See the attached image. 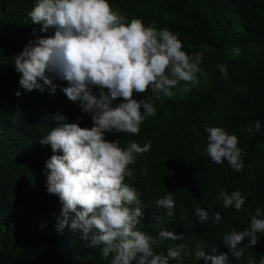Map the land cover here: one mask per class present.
Masks as SVG:
<instances>
[{"label": "trees", "instance_id": "16d2710c", "mask_svg": "<svg viewBox=\"0 0 264 264\" xmlns=\"http://www.w3.org/2000/svg\"><path fill=\"white\" fill-rule=\"evenodd\" d=\"M36 2L0 0V264H111L112 254L103 257L102 246L91 247L80 230L59 227L63 203L47 191L45 162L54 153L50 144L40 141L58 125L54 115L62 114L66 122L81 127L94 125L91 114L81 111L80 101H71L63 92L68 82L55 74L45 73L56 85L54 93L50 85L28 91L19 83L22 74L15 70V57L26 46H35L38 38L54 36L56 30L50 27L42 32V25L32 23L29 13ZM109 3L126 21L139 18L146 26L154 24L177 35L189 55L202 54L200 68L206 73L197 74L194 86L181 81L173 89L174 97L154 98L156 115L145 119L139 135L105 133V139L121 147L132 141L141 146L152 142L151 150L129 165L134 174L125 179L137 191L143 211L138 229L153 238L161 230L181 236L176 241L157 239L152 245L154 253L164 255L170 247L186 245L182 259H170L169 264H206L203 258L196 259L198 250L206 255L227 254L226 264H248V256L259 264L264 257V233H257L254 247L245 237L238 246L246 249L245 255L239 259L223 243V236L249 228L257 209L262 213L258 218H264V0ZM185 86L189 90L181 91ZM93 93L99 94L95 86ZM149 96L150 89L134 98ZM120 102L122 98L113 106ZM210 127H222L238 137L244 164L240 172L227 160L217 165L208 156L206 129ZM144 170L147 175L141 174ZM169 191L174 192L172 215L156 204ZM221 191H239L245 198L242 210L224 208L222 198H217ZM197 207L209 210L208 221L199 222ZM216 211L222 216L219 223L211 218Z\"/></svg>", "mask_w": 264, "mask_h": 264}, {"label": "clouds", "instance_id": "9594fccd", "mask_svg": "<svg viewBox=\"0 0 264 264\" xmlns=\"http://www.w3.org/2000/svg\"><path fill=\"white\" fill-rule=\"evenodd\" d=\"M29 16L32 23L42 25V32L50 27L56 30L54 36L38 38L35 46H26L15 57V70L22 74L20 85L28 91H42L44 85H50L54 93L56 85L45 73L55 74L68 82L63 92L71 101H80L81 111L91 114L94 125L88 128L78 122L68 123L57 113L54 119L58 125L40 141L50 144L54 153L45 162V171L48 193L58 195L63 203L59 227L70 225L80 230L91 247L102 246L103 257L112 254L111 264H169L170 259H182L184 244L168 248L166 255L154 253L152 245L157 239L176 241L181 236L161 230L158 238H153L139 230L143 211L138 193L125 183L134 174L129 165L136 162L138 155L149 152L152 142L141 146L132 141L121 147L117 141L105 139V133L115 130L139 135L145 119L156 115L154 98L174 97L173 89L181 81L194 86L197 74H206L200 68L202 54L189 55L178 36L167 28L146 26L139 18L126 21L113 10L109 0H37ZM220 70L226 75V68ZM93 86L99 89L98 95L93 93ZM149 89L152 96L134 98ZM188 90L187 86L181 89ZM118 98L122 102L113 106ZM260 127L257 120L256 130ZM206 131L210 133L206 152L211 160L217 165L227 160L233 170L240 172L244 164L238 137L222 127ZM248 131L251 133L252 128ZM58 152L62 155L55 154ZM141 174L147 175L146 170ZM173 197L174 192L169 191L156 201L169 210L168 215L175 207ZM217 198H222L224 208L235 210H242L245 203L239 191H221ZM195 215L199 222L210 218L209 210L202 207L195 209ZM261 215L257 209L249 228L224 234L223 243L235 258L245 255L246 249L238 247L245 237L250 238L249 247L258 243L257 233H264V218H258ZM211 218L217 223L222 220L218 211ZM201 258L206 264H226L228 260L227 254L206 255L198 250L196 259ZM247 259L248 264H255L254 256ZM259 264H264V257Z\"/></svg>", "mask_w": 264, "mask_h": 264}]
</instances>
